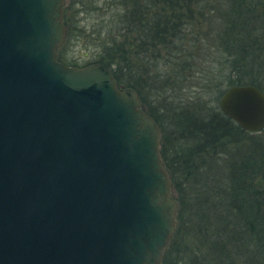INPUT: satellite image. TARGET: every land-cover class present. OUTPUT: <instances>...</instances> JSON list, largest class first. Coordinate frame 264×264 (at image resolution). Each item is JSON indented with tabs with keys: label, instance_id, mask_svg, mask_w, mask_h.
I'll return each mask as SVG.
<instances>
[{
	"label": "water",
	"instance_id": "1",
	"mask_svg": "<svg viewBox=\"0 0 264 264\" xmlns=\"http://www.w3.org/2000/svg\"><path fill=\"white\" fill-rule=\"evenodd\" d=\"M65 0H0V264H160L178 202L160 127L100 61L57 58ZM264 128V92L218 99Z\"/></svg>",
	"mask_w": 264,
	"mask_h": 264
},
{
	"label": "trees",
	"instance_id": "2",
	"mask_svg": "<svg viewBox=\"0 0 264 264\" xmlns=\"http://www.w3.org/2000/svg\"><path fill=\"white\" fill-rule=\"evenodd\" d=\"M90 1L92 9L99 8ZM79 3L90 10L87 2ZM115 4L111 19L116 36L124 39L104 42L97 61L113 71L119 86L146 85L154 93L156 108L140 99L160 127V155L178 202L175 230L160 264H235L234 256L241 264H264V128L243 129L218 107L232 84L251 83L264 92V0L108 3ZM183 8L188 12H180ZM195 14L207 25L189 36ZM68 17L65 6L63 22L69 27L57 53L63 62L66 45L82 35ZM135 57L138 63L146 57L148 67H137ZM160 62L163 71L157 70ZM141 67L148 83L137 73ZM187 82L195 86L191 94H185ZM166 90L179 100L167 101ZM186 234L196 244L182 248L179 240Z\"/></svg>",
	"mask_w": 264,
	"mask_h": 264
},
{
	"label": "rangeland",
	"instance_id": "3",
	"mask_svg": "<svg viewBox=\"0 0 264 264\" xmlns=\"http://www.w3.org/2000/svg\"><path fill=\"white\" fill-rule=\"evenodd\" d=\"M71 1L72 4H70ZM79 1L80 0H77L75 3V1L70 0L69 6L67 7V16H69L68 18L71 19L72 22L70 23L72 25L76 23L78 27L82 28V35H76L69 41L64 50L62 49V57L65 58V62L68 64L76 63L77 65H85L90 62L97 61L99 57L103 54V52H105L103 47L105 45L103 44L104 42L108 41L109 39H115L117 42H120L124 39V37L121 34L116 36L115 22L113 19H111L112 14H114L117 9L116 4L114 6H110L108 5L110 0H96V3L99 8L92 9L91 7L94 5V3L91 1L88 3V0H83V2H87V4L85 5L88 9H90L85 10L82 4L79 3ZM75 9L77 10L75 11ZM183 9L185 10L180 9V12H188L186 8ZM188 15H190V13H188ZM201 22H203L202 17L195 14L194 18H192V22L190 21V24L187 25V32L189 33V36H193L197 28L204 29L206 27L207 24L205 22ZM98 29H102V33L100 35H98L96 31ZM143 60L145 62L138 63L140 62L139 58L135 57L131 59V61L134 62L137 67L140 65L148 67L147 58L145 57V59ZM157 67V70L159 71H163V69H165V66L162 64V62H160ZM137 73L142 74L143 78L148 83L147 72L143 71L142 67L139 68ZM186 84L188 87L184 90L185 94H191L190 90L194 89L195 86H189L188 82ZM136 90L137 92L138 90L140 91L138 92L140 98L142 96L145 97L147 106L156 108L157 101L155 100V95L150 90V88H148V86L140 85L139 89ZM164 95H169V98H166V100L169 102L179 100L178 98L173 99V93L170 90H166ZM187 232L188 231H185L184 233ZM195 239V237H192L189 234H186L185 236L181 235L179 245L182 248H185L188 244L195 245ZM233 259H236L234 260L235 264L242 263V259H237L235 256L233 257ZM246 264L250 263L247 262Z\"/></svg>",
	"mask_w": 264,
	"mask_h": 264
},
{
	"label": "flooded vegetation",
	"instance_id": "4",
	"mask_svg": "<svg viewBox=\"0 0 264 264\" xmlns=\"http://www.w3.org/2000/svg\"><path fill=\"white\" fill-rule=\"evenodd\" d=\"M69 2H70V0H65V5H64V7H65V6L68 7V6H69ZM64 24H65V35H66L67 29H68V27H69V22L64 23ZM61 46H62V45H61ZM61 46H60V47H61ZM60 47L57 49V53H58ZM177 209H178V207H177Z\"/></svg>",
	"mask_w": 264,
	"mask_h": 264
}]
</instances>
